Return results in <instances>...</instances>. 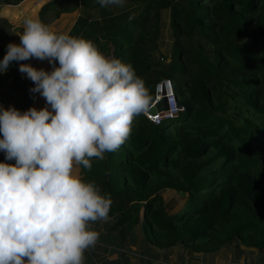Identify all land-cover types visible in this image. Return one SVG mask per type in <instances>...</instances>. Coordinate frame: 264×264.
<instances>
[{"label": "trees", "instance_id": "1", "mask_svg": "<svg viewBox=\"0 0 264 264\" xmlns=\"http://www.w3.org/2000/svg\"><path fill=\"white\" fill-rule=\"evenodd\" d=\"M75 2L68 11L81 7L83 18L74 37L131 64L151 108L165 81L185 108L161 126L136 116L129 138L100 160L94 179L112 198L109 231L137 244L139 228L149 254L239 243L264 264V0H126L123 9ZM166 191L181 194L183 206L171 209Z\"/></svg>", "mask_w": 264, "mask_h": 264}, {"label": "clouds", "instance_id": "2", "mask_svg": "<svg viewBox=\"0 0 264 264\" xmlns=\"http://www.w3.org/2000/svg\"><path fill=\"white\" fill-rule=\"evenodd\" d=\"M97 3L123 9L126 0ZM16 34L20 43L7 45L0 72L33 58L52 70L19 63L45 107L0 106V151L15 161L0 162V264H84L99 238L90 223L109 220L112 200L77 167L90 171L93 159L117 151L152 98L131 64L106 57L90 40L54 32L38 18Z\"/></svg>", "mask_w": 264, "mask_h": 264}, {"label": "crops", "instance_id": "3", "mask_svg": "<svg viewBox=\"0 0 264 264\" xmlns=\"http://www.w3.org/2000/svg\"><path fill=\"white\" fill-rule=\"evenodd\" d=\"M68 0H0V60L7 52L9 43H20V37L16 33L22 32L24 21L28 18H38L46 24L52 31L57 33H67L73 36V31L83 18L82 8L72 13H64L56 16L57 7L65 4ZM96 18H93V20ZM83 21V20H82ZM19 63H28L37 69L43 68L46 71L52 70V65L47 60L30 59L22 62L13 61L6 72H0V106L5 109L14 107L20 112L27 111L35 107L38 110L46 106L45 99L39 93H31L29 89L34 87L33 82L27 78L26 74L19 71ZM58 66V62H57ZM50 107V106H49ZM2 138V137H0ZM0 162L15 163L6 161L5 153L0 151ZM102 162L97 159L92 160L91 170H86L82 166L77 167V174L85 181L93 182L97 185L96 168ZM95 171V172H94ZM98 222V221H97ZM90 223V228L101 229V222Z\"/></svg>", "mask_w": 264, "mask_h": 264}, {"label": "rangeland", "instance_id": "4", "mask_svg": "<svg viewBox=\"0 0 264 264\" xmlns=\"http://www.w3.org/2000/svg\"><path fill=\"white\" fill-rule=\"evenodd\" d=\"M75 3V0H68L65 4L59 5L56 16L60 14V17H62L64 13L75 12L76 10L68 11L73 9ZM163 34L164 48H162V51H170L171 43L168 30H165ZM170 62L171 60H168L167 64ZM156 94L157 102L159 104L163 103L165 97L158 95L157 89ZM157 106L154 108L156 109ZM232 106L234 107L236 104L232 102ZM163 197L165 202L170 203L171 209L176 210L182 207L185 201L181 194L174 191L164 192ZM98 222H101V229L95 227L94 231L99 233V238L94 247L84 252V264H255L254 257L259 253L257 250L252 253L247 252L245 248L239 247V243H237L234 246L210 254H192L186 248L178 247L170 251H158L157 248H154L155 252L152 250L151 255L141 240L139 228L133 231L139 242L132 244L130 234L124 236L121 231L112 234L109 231L111 224L108 221ZM113 248L117 250L113 252ZM119 260H122V262L119 263Z\"/></svg>", "mask_w": 264, "mask_h": 264}, {"label": "built area", "instance_id": "5", "mask_svg": "<svg viewBox=\"0 0 264 264\" xmlns=\"http://www.w3.org/2000/svg\"><path fill=\"white\" fill-rule=\"evenodd\" d=\"M157 93L158 95L160 94L161 96L165 97L164 102L166 103L167 108L163 112H157V110H155V113L153 114L151 112L153 109L152 106V108L147 113H145V116L155 125L161 126L165 118L178 116L180 112L185 111V108L179 106L178 104L175 88L171 81L162 82L157 87Z\"/></svg>", "mask_w": 264, "mask_h": 264}, {"label": "water", "instance_id": "6", "mask_svg": "<svg viewBox=\"0 0 264 264\" xmlns=\"http://www.w3.org/2000/svg\"><path fill=\"white\" fill-rule=\"evenodd\" d=\"M151 112L154 114V113H155V109L153 108V109L151 110Z\"/></svg>", "mask_w": 264, "mask_h": 264}]
</instances>
